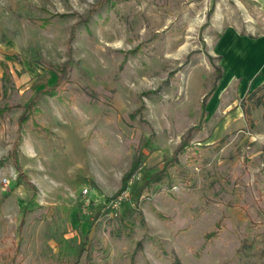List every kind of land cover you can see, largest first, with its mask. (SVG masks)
Segmentation results:
<instances>
[{"label": "rangeland", "instance_id": "obj_1", "mask_svg": "<svg viewBox=\"0 0 264 264\" xmlns=\"http://www.w3.org/2000/svg\"><path fill=\"white\" fill-rule=\"evenodd\" d=\"M262 80L264 0H0V264H264Z\"/></svg>", "mask_w": 264, "mask_h": 264}, {"label": "trees", "instance_id": "obj_2", "mask_svg": "<svg viewBox=\"0 0 264 264\" xmlns=\"http://www.w3.org/2000/svg\"><path fill=\"white\" fill-rule=\"evenodd\" d=\"M3 69H4V72H3V77H5L6 73H7V68L5 65L2 66ZM58 80H59V76H57L55 82H54V86L57 85L58 83ZM54 86H51V87H45L44 89H41L39 91L41 92H45V91H49L52 92L54 88ZM214 90V89H213ZM212 94V93H211ZM210 94V96H211ZM209 96V97H210ZM254 99V100H252ZM248 101L249 103H251L253 101V106H261L263 108V112H264V81L260 84H258L253 90H251L250 92H248L247 95L244 96V98L242 99V102H241V107H242V110H243V113L246 117H249V114H250V107L249 106H245V102ZM35 104V99H32L30 100L27 104H25L23 106V110L21 112V114L18 116V123L19 125H22L24 122H26L28 120V118L30 117V115H32V110H33V106ZM21 139V132L20 130L18 131V134H17V137H16V141L13 145V148L12 150L9 152L8 154V158L11 159L13 161V165L14 167L16 168L17 172H18V177H24V174L23 172L21 171V167H20V164H19V161H18V151H17V148H18V142L20 141ZM1 163H3L1 161ZM126 178V175L123 177V179ZM147 182L144 183V185L146 184ZM143 185V186H144ZM142 187L136 192V200H138L139 198V192L141 191ZM6 196H4L5 198ZM4 198L0 199V204L1 202L4 200ZM18 264V263H17Z\"/></svg>", "mask_w": 264, "mask_h": 264}, {"label": "built area", "instance_id": "obj_3", "mask_svg": "<svg viewBox=\"0 0 264 264\" xmlns=\"http://www.w3.org/2000/svg\"><path fill=\"white\" fill-rule=\"evenodd\" d=\"M82 201L83 203L87 206L88 204H90L91 202L93 203V201H95V199H93L92 197H90V194H89V191L87 188H84L82 190ZM119 198H116V199H111L109 200L108 204H106L107 206H116L119 202L118 200Z\"/></svg>", "mask_w": 264, "mask_h": 264}, {"label": "crops", "instance_id": "obj_4", "mask_svg": "<svg viewBox=\"0 0 264 264\" xmlns=\"http://www.w3.org/2000/svg\"><path fill=\"white\" fill-rule=\"evenodd\" d=\"M264 80H262V82H263ZM22 222V221H21Z\"/></svg>", "mask_w": 264, "mask_h": 264}]
</instances>
